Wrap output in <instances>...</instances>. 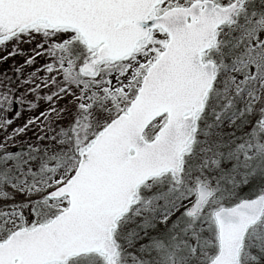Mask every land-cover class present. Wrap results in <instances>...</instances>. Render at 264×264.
<instances>
[{"label":"snow or ice","instance_id":"1","mask_svg":"<svg viewBox=\"0 0 264 264\" xmlns=\"http://www.w3.org/2000/svg\"><path fill=\"white\" fill-rule=\"evenodd\" d=\"M0 264H264V0H0Z\"/></svg>","mask_w":264,"mask_h":264}]
</instances>
